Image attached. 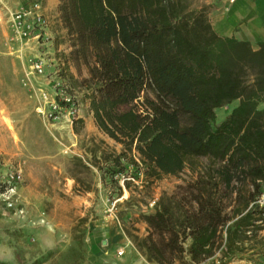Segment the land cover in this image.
<instances>
[{
    "label": "trees",
    "instance_id": "1",
    "mask_svg": "<svg viewBox=\"0 0 264 264\" xmlns=\"http://www.w3.org/2000/svg\"><path fill=\"white\" fill-rule=\"evenodd\" d=\"M57 11L71 61L87 66L95 82L89 109L97 127L135 144L163 175L208 162V178L184 189L186 209L178 203L177 211L148 217V258L199 262L223 229L241 240L244 228L263 223L264 41L253 49L219 36L209 7L192 0H58ZM232 103L216 124L215 111Z\"/></svg>",
    "mask_w": 264,
    "mask_h": 264
},
{
    "label": "rangeland",
    "instance_id": "2",
    "mask_svg": "<svg viewBox=\"0 0 264 264\" xmlns=\"http://www.w3.org/2000/svg\"><path fill=\"white\" fill-rule=\"evenodd\" d=\"M33 4L40 7L55 63L79 104L69 134L37 114L35 95L25 85L29 50L14 40L8 15L18 6ZM192 4L204 6L199 0ZM57 6L58 0H0V179L7 168L23 176L18 190L23 213L10 211L13 257L0 264H108L101 250L90 248L91 232L97 229L109 231L113 251L124 240L145 263L158 264L146 253L148 217L164 207L177 211L178 203L186 209L184 189L211 174L208 162L197 159L176 175H163L140 158L135 144L116 142L96 126L89 109L95 82L87 66L71 61L72 47ZM234 105L216 110L215 123ZM227 203L235 209L234 202ZM253 224L244 228L241 240L223 229L211 255L202 261L185 255L182 262L170 264H262L264 222ZM180 241L184 249L191 244L189 238Z\"/></svg>",
    "mask_w": 264,
    "mask_h": 264
},
{
    "label": "built area",
    "instance_id": "3",
    "mask_svg": "<svg viewBox=\"0 0 264 264\" xmlns=\"http://www.w3.org/2000/svg\"><path fill=\"white\" fill-rule=\"evenodd\" d=\"M225 1L233 4L237 0ZM8 23L14 40L29 50L26 72L28 82L25 85L35 95L37 114L51 123V126L64 123L71 131L72 124L77 119L79 104L55 63L47 34V23L40 7L37 4L16 7L9 12ZM22 183V173L15 168H7L0 179L2 207L4 210L14 211L16 215L23 213V209L19 207L18 194ZM123 253L124 247L119 248L117 255L121 256Z\"/></svg>",
    "mask_w": 264,
    "mask_h": 264
},
{
    "label": "crops",
    "instance_id": "4",
    "mask_svg": "<svg viewBox=\"0 0 264 264\" xmlns=\"http://www.w3.org/2000/svg\"><path fill=\"white\" fill-rule=\"evenodd\" d=\"M199 4L209 7V22L219 36L249 42L253 49L257 48L258 42L264 41V0H237L233 4H227L225 0H199ZM233 104V107L237 105ZM13 225L11 212L0 207V263L9 262L13 257V245L8 236ZM90 236L91 250H101L108 264H147L128 248L124 240L118 241L113 251L107 229L92 231ZM121 247H124V253L118 256Z\"/></svg>",
    "mask_w": 264,
    "mask_h": 264
},
{
    "label": "bare ground",
    "instance_id": "5",
    "mask_svg": "<svg viewBox=\"0 0 264 264\" xmlns=\"http://www.w3.org/2000/svg\"><path fill=\"white\" fill-rule=\"evenodd\" d=\"M58 131H63L67 134H69L70 130H69V127L66 125V124H61L59 125L58 127H55Z\"/></svg>",
    "mask_w": 264,
    "mask_h": 264
}]
</instances>
